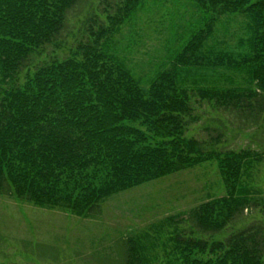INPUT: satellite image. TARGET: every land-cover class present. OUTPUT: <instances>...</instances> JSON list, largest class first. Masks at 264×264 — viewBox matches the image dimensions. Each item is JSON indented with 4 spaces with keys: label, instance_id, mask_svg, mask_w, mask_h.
<instances>
[{
    "label": "trees",
    "instance_id": "trees-1",
    "mask_svg": "<svg viewBox=\"0 0 264 264\" xmlns=\"http://www.w3.org/2000/svg\"><path fill=\"white\" fill-rule=\"evenodd\" d=\"M80 1L0 0V194L82 216L115 193L213 160L226 194L189 215L198 233L222 232L249 203L242 178L261 158L246 150L210 149L221 142L222 132L207 141L186 133L196 122L193 105L199 101L228 112L243 126L260 121L264 0H191L201 23L171 56L172 67L159 71L147 90L118 57L114 40L144 0H119L112 13L104 9L102 18L91 19L87 44L64 59L44 61L18 83L31 57L59 38ZM236 13L246 18L249 36L239 43L247 51L238 52L239 61L233 52L222 51L210 65L241 69L246 85L188 84L183 72L205 61L204 46L218 18ZM189 234L175 233L171 239L180 264H264L259 226L231 232L224 240ZM141 238L124 239L123 264H149Z\"/></svg>",
    "mask_w": 264,
    "mask_h": 264
},
{
    "label": "rangeland",
    "instance_id": "rangeland-1",
    "mask_svg": "<svg viewBox=\"0 0 264 264\" xmlns=\"http://www.w3.org/2000/svg\"><path fill=\"white\" fill-rule=\"evenodd\" d=\"M118 1L81 0L68 13L59 38L31 57L17 82L44 61L64 59L79 44H87L91 19L102 18L106 8L112 13ZM200 23L201 15L191 0H144L115 35L118 57L147 90L159 71L172 67L171 56L181 50ZM245 25L246 18L240 13L218 18L204 46L205 61L183 72L188 84L200 82L218 88L246 85L248 78L241 69L210 65L222 51L233 52L239 61L238 52L247 51L239 43L249 36ZM193 106L196 122L189 125L187 136L207 141L210 134L222 132L221 142L210 149L246 150L261 158L242 178L249 203L227 228L213 235L200 234L189 215L201 203L226 194L217 164L211 160L115 193L101 201L95 212L82 216L0 194V264H123L124 239L139 235L149 264H180L171 240L175 233L189 236L192 232L194 237L209 241L224 240L248 226H259L264 233V112L255 126H243L238 118L210 103L199 101ZM167 218H171L168 223Z\"/></svg>",
    "mask_w": 264,
    "mask_h": 264
}]
</instances>
